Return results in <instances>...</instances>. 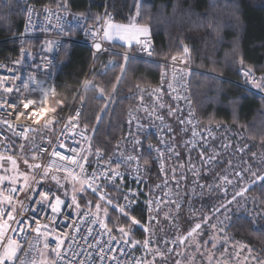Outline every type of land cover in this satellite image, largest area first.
Listing matches in <instances>:
<instances>
[{
    "label": "trees",
    "instance_id": "16d2710c",
    "mask_svg": "<svg viewBox=\"0 0 264 264\" xmlns=\"http://www.w3.org/2000/svg\"><path fill=\"white\" fill-rule=\"evenodd\" d=\"M107 3L117 22L127 24L133 15L136 25L148 27L155 61L164 63L172 57H183L196 71L189 77V94L202 127H227L242 136L248 156H264V99L234 84L240 68L251 67L255 74L264 73V0H0V64L12 65L18 60L17 45L12 39L21 33L28 7L33 6L40 12L53 9L80 15L93 24L101 18ZM135 7L139 14L134 12ZM129 51L137 53L138 49ZM59 62L56 95L50 105L58 110L53 114L62 117L88 74L92 56L85 46L65 44L60 50ZM125 64L127 70L122 74L121 66ZM161 71L159 63L125 60L123 56L102 55L97 59L81 95L83 108L79 120L80 128L91 137L92 152L100 149L107 157L113 154L126 129L127 114L148 101L139 88L156 86ZM121 75L123 78L118 81ZM160 112L175 127L169 121L174 115L168 100ZM101 115L102 120L98 122ZM179 136L184 139L183 135ZM150 147L155 144L147 141L142 144L141 159L151 165L147 178L153 186L160 176L151 162ZM176 147L183 152L179 142ZM258 176H264V164ZM207 180L201 177L205 186ZM245 195L254 207L255 216L232 215L226 234L233 243L264 259V182L259 180L248 187ZM84 200L98 202L91 192L79 201L80 205L85 206ZM182 213L180 220L184 223ZM130 214L146 224V215L141 209ZM117 220L125 229L133 226L122 212L112 208L108 227L114 234ZM133 227V236L142 239L143 228Z\"/></svg>",
    "mask_w": 264,
    "mask_h": 264
},
{
    "label": "built area",
    "instance_id": "2783aa9c",
    "mask_svg": "<svg viewBox=\"0 0 264 264\" xmlns=\"http://www.w3.org/2000/svg\"><path fill=\"white\" fill-rule=\"evenodd\" d=\"M131 22H134L133 15L128 18L127 24ZM115 23L119 22L115 20V15L108 3L101 18L93 24L88 23L87 19L80 15L72 16L53 9H45L40 12L33 6L26 9L21 33L12 39L17 44L18 60L12 65L0 64V77H19L15 81L6 79L4 81L6 85L12 87L19 86L21 92L29 97H40L43 95L44 90L54 89L55 92L50 93L51 104L57 89L56 76L60 69L59 54L65 44L82 45L88 48L91 52L92 64L63 117L58 118L61 123L56 124L54 130L45 131L43 133L44 140H40L37 137L35 144L31 141L25 142L14 135L6 125L0 124V152L5 156L14 154V158L18 162H24L25 158L31 162L33 152L39 147H44L48 148L49 151L40 153L42 156L41 162L47 163L51 148L65 140V137L60 135L64 122H67L70 116H76L77 111L80 112L79 120L81 118L83 108L81 95L88 86V78L92 72L93 65L100 56H127V58L159 63L162 65V71L158 84L151 88H139L140 92L147 96L148 101L140 103L127 114L125 121L126 129L110 157L100 152L98 158L97 152H92L91 139H88L87 134L80 126L74 130L77 133L75 138L67 140L70 146L82 149L84 154L88 156L85 168L89 176L94 169H104L105 167H108L109 170L115 169L120 172L123 177L122 180L117 178L114 182H109L108 180L102 182L104 194L110 196L113 201H118L121 205H128L130 213L136 209H141L147 219L149 215L146 206V201L149 200L146 194L147 188H149L147 173L151 165L141 161L142 144L145 141L155 144L151 162L160 178L153 186L157 187L159 185L157 189L161 193L152 199V201H159L158 206L156 204L153 205V209H157V207L159 209L170 203L169 196L162 188L166 185L164 180V165L167 158H172L174 155L177 156L174 153V147L169 138L172 132L170 125L160 112V107L164 101L168 100L171 103L173 115L179 122L181 133L186 136L185 144L189 149H198V147L209 142L214 136L211 127H202L190 98L189 77L192 72L196 71L188 66L183 57H176L175 60L172 57L164 63L155 61L153 58V45L149 37H145L140 41L137 53L108 46L105 41L104 32L108 25ZM97 43L101 45L99 51L94 47ZM145 47H147V51ZM148 51L152 52L151 56L148 55ZM244 70L246 69H238L237 81L234 84L264 99V92L253 88L247 82V78L242 75ZM261 75H264V73L255 74V78L259 80ZM29 78H31L29 88L25 90L22 86L24 81L29 80ZM218 78L222 81L225 80L224 78ZM32 81L38 83L34 84ZM18 95L20 93L15 91L5 93L0 89V99L7 100L8 103H16ZM34 107L37 108L36 112H32L31 108L25 110L20 106L19 111L29 112V116L26 119L16 117V115L9 116L8 113L14 110L7 107L0 109V118L8 120L12 125H19L23 122L36 128L39 126L38 123H43L42 118L45 115H54L52 112H40L39 105H35ZM38 117H41V119L37 120ZM4 137H7V139H3ZM49 140L52 143H48ZM21 144H26L23 151H21ZM122 150L127 152L128 157H133L131 162L128 160V157L126 159L121 158ZM59 151L64 155H73L71 152H65L64 149H59ZM56 162L60 164L65 163L63 161ZM127 165L131 167V170L128 169V172H126ZM69 167L71 166L69 165ZM77 172H79L78 169ZM4 187L6 190L7 186ZM39 188L40 190L57 193L51 186L49 178L45 179L39 185ZM129 189L139 192V195L134 198L136 203L131 205H129L128 201L124 200V195L128 194ZM163 193L167 197H164ZM14 195L16 196V201H14L15 207L23 211L24 215L32 220L33 226H35V216H39L43 223H50L48 219H44L45 216L53 217L48 207L45 205L37 206L25 199L23 193L18 192ZM61 198L65 200V204L62 206L59 216L55 217L56 223L54 225L50 224V226L55 229L54 235L69 234L63 247V251L66 253L64 264H149L145 251L130 244H124V241L118 238L112 231L108 232L102 229L98 223L93 222L95 218L90 210L82 207L79 210L74 206L69 207L71 201L63 197ZM18 201H22L23 209H21V203ZM29 208H37L38 210L36 213H32ZM80 212L87 213V215H79ZM28 235L29 239L35 238V233H29ZM48 243L52 247L55 246L54 240L49 239ZM40 246L42 247V242ZM25 247H27V244H25ZM109 248H111V251H109ZM37 256H39V253H37Z\"/></svg>",
    "mask_w": 264,
    "mask_h": 264
},
{
    "label": "snow or ice",
    "instance_id": "6c2138e0",
    "mask_svg": "<svg viewBox=\"0 0 264 264\" xmlns=\"http://www.w3.org/2000/svg\"><path fill=\"white\" fill-rule=\"evenodd\" d=\"M137 14H139V9H137ZM83 15V14H81ZM99 19V18H97ZM116 29V35L121 39H124L123 33L127 31L126 26L124 25H110ZM137 31L141 35H147L149 32L148 27L141 26L137 29ZM105 36H108L109 33L107 30L104 32ZM137 43H140L137 40ZM51 47V46H50ZM95 49L99 51L101 49V45L99 43L94 45ZM147 51V47H145ZM184 52H188V48H184ZM148 55L151 56L152 52L148 51ZM127 56L125 60H127ZM173 60L176 57L172 58ZM244 61L241 59L240 64L243 66ZM126 64L121 66V73L123 74L126 71ZM242 75L247 78V82L250 83L253 88L258 89L264 92V75L259 77V80L255 78L254 69L249 67L242 72ZM123 76L117 77V80H121ZM6 79H12L13 81L19 79V77H0V89L5 93L17 92L20 95L17 96L16 103H8L7 100L0 99V109H4L5 107L14 110L13 112H9L8 115H16V117L26 119L29 116L28 111L21 112L19 111L20 106H22L25 110L32 109V112H36L37 108L35 105H39L40 112H52L57 113L58 110L55 107L50 105V93H54L55 90H44L43 95L40 97H29L24 95L21 92V88L19 86L12 87L8 86L4 83ZM29 80H25L23 83V89L27 90L29 88ZM32 83H38L36 81H32ZM171 87V85H169ZM139 88V85H137ZM101 94L103 95V90H101ZM111 97H109V100ZM106 111V108H105ZM79 116L80 112L77 111L76 116H70L67 122H64V127L61 129L60 135L65 137V140L60 142L57 146L52 147L49 153V160L47 163H43L42 156L40 153L48 152V148L39 147L36 151L33 152L31 157V162L25 158L24 163L27 168L24 171H21L18 167V161L14 158V154H9L5 156L2 152H0V171L3 174H0V264H64L66 260V253L63 251V247L65 246L66 239L69 234L64 233L60 236L54 235V225L56 223L55 217L59 216L62 210V206L65 204V200L61 198L58 193H54L48 190H40L39 185L48 177H51L56 184L65 190L67 193L68 186L72 187V200L71 205L69 207H75L77 210L81 208V205L78 200L77 194H84L87 192H91L93 196L97 198V203L93 206L91 202H88L89 210L92 207H95V219L94 223H98L102 229H105L108 232L112 230L108 228V223L106 222V218L109 216L110 209L115 208L117 211L122 212L125 217H127L131 225L139 226L143 228L145 233L149 232V226L143 225L139 219L132 216L128 210V205H121L118 201H113L110 196H106L104 194V189L102 186V182L108 180L109 182H114L117 178L123 179L122 174L115 169L109 170L108 167L104 169H94L92 174L89 176L87 174L85 165L88 162V156L84 154L82 149L72 147L67 143L68 139H74L77 133L74 131L79 128ZM41 117H38L37 120H40ZM43 123H38V127L33 128L26 123H21L19 125H12L8 120L0 118V124L6 125V127L19 139L24 140L25 142L31 141L33 144L36 143L37 137L40 140H44L45 137L43 133L45 131L54 130L56 124H60L61 121L58 119L57 115L47 116L45 115L43 118ZM98 122L102 120V115L97 118ZM3 139H7L4 137ZM48 143H52L50 140ZM139 143V141H137ZM26 147V144H21V151ZM59 149H64L65 152H71L73 155H64ZM100 149H97V157L100 156ZM54 158V159H53ZM133 159L132 156L128 157V160L131 162ZM211 158H209L210 160ZM7 161L11 167H7L3 162ZM56 161H63L65 163L60 164ZM147 163V161H145ZM69 165L71 167H69ZM119 167V165H117ZM163 167V165H161ZM77 169L79 172H77ZM139 171V169H137ZM15 173L14 175H9V173ZM53 173H63L62 177L54 175ZM236 176H241V172H235ZM253 176H257L256 173H252ZM61 179L65 181V183H61ZM218 179L223 180L225 184H232V179L227 175H223ZM257 179L264 182V176H257ZM5 183H7V188L5 190ZM159 187V185H157ZM119 191V189H117ZM225 191H227L225 189ZM247 189H241L240 191L235 192L232 196L231 200L225 199L219 206L214 208V214L211 217H202L199 222H196L194 226L190 227L187 231L186 235H181L176 237L172 243L175 246L178 242L179 245H185L189 238L194 236H199L202 234V225L211 224L212 219L215 218L216 215L226 213L233 202L239 204L237 197H243ZM23 193L25 199L31 201L37 206L45 205L48 207L53 214V217L45 216L44 219H48L50 223H43L39 216H35V226H33L32 220H30L26 215H24L23 211L18 210L15 207L14 201H16V193ZM139 195V192H134L131 189L128 190V194L124 195V200L128 201L129 205L136 203L134 199ZM54 197V199H53ZM83 198L82 195L79 197ZM21 203V209H23L22 201H18ZM156 204L158 206L159 201H146V206L148 208L149 213V223L153 220L157 219V217L152 216L153 205ZM182 205L176 204L177 210ZM32 213L37 212V208H29ZM158 211V207L156 209ZM103 213L104 219L100 218V213ZM79 215H87V213L80 212ZM121 222L117 220V228L118 231L123 237H128L130 235L131 229L128 231L125 230V227L119 226ZM213 229H217L218 225L211 224ZM223 231V230H221ZM29 233H35L34 239H29ZM49 239L55 241V246L52 247L48 241ZM42 242V247L40 246ZM88 243V241H86ZM139 242L126 239L124 240V244H132L135 247ZM167 244L168 242L165 241ZM197 245L201 244V241H196ZM210 241H204V246ZM27 244V247H25ZM152 245L151 239H146L143 243L144 248H150ZM213 248L216 247L215 243L211 245ZM50 249V250H49ZM69 250H71L69 248ZM174 250V247L173 249ZM243 250V249H242ZM111 251V248H109ZM39 253V256H37ZM154 257L156 255L163 256L164 252L157 248V252L153 254ZM155 264V260L153 261Z\"/></svg>",
    "mask_w": 264,
    "mask_h": 264
},
{
    "label": "rangeland",
    "instance_id": "374dc122",
    "mask_svg": "<svg viewBox=\"0 0 264 264\" xmlns=\"http://www.w3.org/2000/svg\"><path fill=\"white\" fill-rule=\"evenodd\" d=\"M137 9L138 7H135L134 12L136 14ZM130 24H133L135 27H141L134 22ZM145 37L150 38L149 32L143 38ZM99 96H103L101 91H99ZM169 121L171 125L175 123V127L170 126L172 132L169 135V138L172 135L174 153L185 157L181 160L180 157L174 155L172 158H167L164 165V180L166 185L162 188L169 196L170 203L162 206L158 211L153 209L152 216L157 217V219L151 223H149L148 215L145 225L149 226V232H144L142 239L133 236V232L135 231L133 226L129 228L131 229L130 235L123 237L116 231L117 225H115V235L123 241L129 239L139 242L135 247L146 252L149 264H153L154 260L155 264H264V259L257 256L248 248L233 243L226 234L228 221L232 215L244 213L249 216H255L254 207L247 200L245 194L243 197H237L239 204L233 202L226 213L216 215L212 219L211 224L218 225L217 229H213L211 224H204L202 225L201 235L189 238L185 245H179L178 242L175 246L173 245L172 241L176 237L186 235L190 227L199 222L202 217L213 216L214 208L224 202L225 199L231 200L235 192L247 189L257 183L259 181L257 176L263 171L264 156L261 154L248 156L246 154V147L242 142V136L222 126H206L205 128H212L214 137L193 151L185 144L186 136L181 133L177 119L172 116ZM180 134L183 135V140L180 138ZM87 137L91 139L89 134H87ZM177 142L181 144L183 152L176 149ZM150 149L152 151L155 150L154 147H150ZM121 153L122 159L128 157L125 150H122ZM209 158L211 159L209 160ZM3 163L7 167H11L7 161ZM18 167L21 171L27 168L24 162H18ZM128 169L131 170L129 165L126 166V172H128ZM237 171L241 172L242 175L236 176L235 172ZM252 173H256L257 176H253ZM0 174H3V172L0 171ZM14 174V172L9 173V175ZM54 175H57L58 178L63 176V174ZM223 175L230 177L232 184H225L223 180L218 179ZM202 176L208 179L206 186L201 181ZM48 178L51 186L61 197L70 201L72 200L73 192L71 185L68 186L67 193H65V190L60 188L51 177ZM61 183H65V181L61 179ZM5 186H7V183H5ZM147 190L146 194L149 200H152L161 193L157 187L152 185H149ZM87 193L77 194L78 200L84 199ZM165 193H163V196ZM80 195L83 196L82 199L79 198ZM164 197L167 196L165 195ZM84 201L85 206L81 205V207L88 210L89 201L93 206L96 204L92 203L91 200ZM176 204L182 206L177 210ZM181 209L184 211H181ZM90 211L95 218V207H92ZM181 213L184 216V223H181L180 220ZM100 218L104 219L102 212L100 213ZM108 221L109 216L106 218L107 223ZM129 229L125 230L128 231ZM146 239L152 240L151 247L147 249L143 247ZM197 240L201 241L200 245H197ZM165 241L168 243L166 244ZM204 241H210V243L204 246ZM212 243L216 244L215 248L211 246ZM173 247L174 250H171ZM157 248L164 252L162 257L159 255L154 257L153 254L157 252Z\"/></svg>",
    "mask_w": 264,
    "mask_h": 264
},
{
    "label": "crops",
    "instance_id": "0c3cea01",
    "mask_svg": "<svg viewBox=\"0 0 264 264\" xmlns=\"http://www.w3.org/2000/svg\"><path fill=\"white\" fill-rule=\"evenodd\" d=\"M110 25H124L127 28V31L123 33L124 39H121L119 36H117L116 29L113 27H110ZM107 26V31L109 33L108 36H105L106 44L110 47L115 48H123L125 50H129L131 48L138 49L139 43H137V40H141L145 35H141L137 29L139 27L133 26V24H110Z\"/></svg>",
    "mask_w": 264,
    "mask_h": 264
},
{
    "label": "bare ground",
    "instance_id": "6f19581e",
    "mask_svg": "<svg viewBox=\"0 0 264 264\" xmlns=\"http://www.w3.org/2000/svg\"><path fill=\"white\" fill-rule=\"evenodd\" d=\"M25 15V14H24ZM17 45V44H16ZM55 115V114H54ZM58 117V116H57ZM63 117V116H62ZM62 117H58V118H62ZM203 128H205V127H203Z\"/></svg>",
    "mask_w": 264,
    "mask_h": 264
}]
</instances>
